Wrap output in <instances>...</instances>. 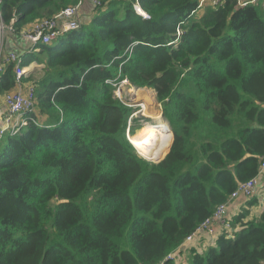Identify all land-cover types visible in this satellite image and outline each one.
<instances>
[{
    "label": "trees",
    "instance_id": "16d2710c",
    "mask_svg": "<svg viewBox=\"0 0 264 264\" xmlns=\"http://www.w3.org/2000/svg\"><path fill=\"white\" fill-rule=\"evenodd\" d=\"M97 1L78 29L9 52L44 69L30 123L0 143V264H158L264 155V0L204 11L199 0H138L149 20L134 0ZM78 2L2 0L1 16L19 34ZM121 81L161 104L170 131L159 163L128 139L142 126L129 128L133 108L114 94ZM15 87L9 63L0 96ZM256 203L230 218L231 238L188 264H264V209L249 220Z\"/></svg>",
    "mask_w": 264,
    "mask_h": 264
},
{
    "label": "built area",
    "instance_id": "2783aa9c",
    "mask_svg": "<svg viewBox=\"0 0 264 264\" xmlns=\"http://www.w3.org/2000/svg\"><path fill=\"white\" fill-rule=\"evenodd\" d=\"M91 3L95 1L94 7L101 5L100 1L90 0ZM258 0H237L240 7L248 4H255ZM82 0L72 7H67L49 19H40L32 23L28 30H22L20 35L32 44L30 52L37 51L36 45H50L56 41L60 36L78 29L80 25V6ZM220 0H199L198 9L203 5L216 6ZM0 0V37L5 31H11L12 22L6 25L1 16ZM133 9L135 13L143 20H149L150 16L139 7L138 0H134ZM14 63V73L16 79V87L13 91L7 92L3 95L4 107L0 109V143L9 134L11 136L19 133L20 129L28 126L30 122L27 121L25 114L34 110V88L35 81L29 82L28 85H21L20 78L26 76L25 66H21V59L15 53L4 55L0 47V77L2 76L7 64ZM126 81V80H125ZM125 81H121L122 85ZM119 88L115 92V96L119 97ZM264 189V155L259 159V167L256 175L246 181L239 183L233 195L227 200L226 203L216 207L215 211L210 217L204 219L196 229L189 234L182 243H190L199 236H206L211 238V244L214 245L216 238L219 235H224L226 238H231L236 228L231 225L230 218L227 214V208L238 197L242 196L245 200H249L255 196L256 192ZM218 226V232L214 231V226ZM173 260L172 254L168 255L164 261L158 264H166L167 261Z\"/></svg>",
    "mask_w": 264,
    "mask_h": 264
},
{
    "label": "crops",
    "instance_id": "0c3cea01",
    "mask_svg": "<svg viewBox=\"0 0 264 264\" xmlns=\"http://www.w3.org/2000/svg\"><path fill=\"white\" fill-rule=\"evenodd\" d=\"M94 6H92V3L90 0H82L81 6H80V24L89 22L90 19L93 16ZM32 24H29L25 26L22 30H28L31 27ZM21 30V31H22ZM20 31V32H21ZM15 34L11 31H5V38L2 43V50L4 53H9L11 51L17 52L19 54H27L32 49V44L24 39L21 35ZM38 51V49H37ZM34 51V52H37ZM44 69V65L38 64V63H32L26 68V78L29 76L32 77H40L42 74V71ZM23 86H26V83H23ZM4 107L3 102V95L0 96V109ZM132 142V141H131ZM254 199L257 200V203L252 206L250 210L249 220L252 219H258L259 214L264 209V189L259 190L256 192L255 196H253ZM245 199L240 196L237 199H235L229 207L227 208V214L229 217H234L237 215V213L240 211V209L245 204ZM214 231L218 232V226H214ZM212 239L207 238L206 236H199L195 240H193L190 243H182L173 253H172V262L173 264H188L189 257L191 253L198 252L201 253L205 251L206 249L210 248L212 246L211 244Z\"/></svg>",
    "mask_w": 264,
    "mask_h": 264
},
{
    "label": "rangeland",
    "instance_id": "374dc122",
    "mask_svg": "<svg viewBox=\"0 0 264 264\" xmlns=\"http://www.w3.org/2000/svg\"><path fill=\"white\" fill-rule=\"evenodd\" d=\"M94 4H95V1L92 3V6ZM202 10L204 11V8H201L200 9V11H202ZM4 35H5V33L2 34L1 37H0V47H1V50H2V43H3V40L5 38ZM30 81L31 82L35 81V83H36L37 78L36 77H33ZM118 88H119V85L116 87V89L114 91V94H115V92L117 91ZM116 98H118L119 100H121V102L125 103L129 107L133 108V113L130 115L129 121H128L129 128H131V129H134L135 128V130H136L138 127L142 126V128L139 129V130H137L135 132V135L133 136L134 138L137 137L136 138L137 140L141 136V134L145 131V128H144L145 127V124L155 125L157 123V120H155L153 118V116L154 115H157V114L159 115V117H160V119L162 121V124L161 125H163V126L166 127V130H165L164 135L166 133H169L170 129L167 126V123L165 122V120L163 119V117L161 115V113H162L161 112V109H162L161 104L157 103L156 97H155V92L152 89H147V88L137 89V88L131 87L129 85V83L128 84L127 83L126 84H122V85L120 84L119 97H116ZM143 103H145V104H143ZM148 104H150V106ZM141 106H144V107L146 106L145 109H146V111L149 114L152 115V118L151 117L144 116V115H141V114H139L140 112L137 113L138 111H140ZM133 137L128 136V139L130 140V143H131V139Z\"/></svg>",
    "mask_w": 264,
    "mask_h": 264
},
{
    "label": "bare ground",
    "instance_id": "6f19581e",
    "mask_svg": "<svg viewBox=\"0 0 264 264\" xmlns=\"http://www.w3.org/2000/svg\"><path fill=\"white\" fill-rule=\"evenodd\" d=\"M1 6H2V4H1ZM123 84H126V82H124ZM143 104H145V103H143ZM148 105L150 106V104H148ZM145 107L141 106L140 111H138L137 113L140 112L139 114L152 118V115L146 111ZM153 118L155 120H157V123L155 125L145 124V127H144L145 131L141 134V136L138 138L136 143L131 142V144L137 150V152L141 156L144 157V159L146 158L147 161H150L153 163H159L161 160H163L162 158H163V154H164V148L166 146V143L164 140V133H165L166 127L161 125L162 121H161L158 114L154 115ZM171 142H172V137H171L170 145H171ZM170 145H169V147H170ZM166 154H167V152H166Z\"/></svg>",
    "mask_w": 264,
    "mask_h": 264
},
{
    "label": "water",
    "instance_id": "95a60500",
    "mask_svg": "<svg viewBox=\"0 0 264 264\" xmlns=\"http://www.w3.org/2000/svg\"><path fill=\"white\" fill-rule=\"evenodd\" d=\"M172 134V133H171ZM130 141V140H129ZM172 141H173V135H172ZM138 153V152H137ZM138 155H140L139 153H138ZM141 156V155H140ZM141 157H143V156H141ZM144 158V157H143ZM146 159V158H145Z\"/></svg>",
    "mask_w": 264,
    "mask_h": 264
}]
</instances>
